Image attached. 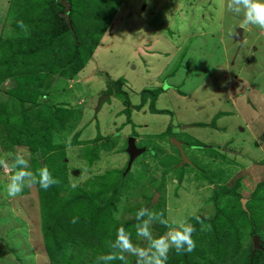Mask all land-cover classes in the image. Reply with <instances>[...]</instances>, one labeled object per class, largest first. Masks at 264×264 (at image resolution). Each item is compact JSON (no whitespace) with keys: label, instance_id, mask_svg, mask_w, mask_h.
<instances>
[{"label":"rangeland","instance_id":"obj_1","mask_svg":"<svg viewBox=\"0 0 264 264\" xmlns=\"http://www.w3.org/2000/svg\"><path fill=\"white\" fill-rule=\"evenodd\" d=\"M44 1L0 0V61L8 56L9 51L18 47L25 49L26 41L34 34L37 33L40 38L35 39L40 40L33 39L32 44L41 43L49 37L47 33L55 32L53 13ZM80 1L84 3L85 0ZM108 2L99 3L97 14L94 12L88 19L89 24H98L99 15L104 16L102 8L115 4L114 0ZM227 5L228 0H124L114 18L106 23L103 19L105 24L101 23L98 46H111L110 51L105 48L98 50L97 47L90 58L83 54L80 67L72 78L55 71L50 55L45 56L43 61L25 65L24 69L13 66L6 76V79L11 78L0 82V158L12 165L20 152L29 161L27 170L37 174L31 146L35 149L44 147L37 162L43 163L48 159V165L67 178V196L57 204L58 208L72 197L83 204L80 212L94 215L93 208L87 207L86 202L95 198L97 193L103 195L104 192H99L103 186L109 185V178L119 181L122 175L126 178L121 181L117 196L111 198V192H107L94 203L105 206L113 200L111 215L116 222L128 217L135 219V213L141 208L154 213L162 212L170 225L173 221L182 220L194 225L195 216H201L204 221L215 217L217 211L231 199L220 195L223 188H219V193L215 194L216 184L224 185L237 167H245L254 159H264V115L263 118L259 116L261 112L258 110L247 111V117H251V120L257 115L260 118L255 124L227 99V93L236 91L237 80L246 84L238 95L243 96L255 87L264 96V29L256 25L242 27L243 13L237 15ZM18 21H23L27 31L18 25ZM238 28L243 30L242 44L233 39ZM161 36L165 39L161 40ZM185 36V42L178 46L176 39L184 40L182 37ZM17 38L20 46L16 44ZM144 44L156 49L153 55L147 56V70L140 67L144 56L151 54L145 50ZM155 53L161 54L159 61L155 59ZM163 58L166 61L161 63ZM59 61L64 66L66 61ZM34 67L33 76L48 73L52 78L49 88L41 86L35 102L65 111L59 113L54 121L55 126L48 135V147L41 146L42 140L18 139L21 115L30 116L27 112L29 105L21 106L16 98L8 94L18 86L13 77L24 74L23 78H28ZM156 75L165 84L164 90L167 84L175 85L185 96L181 100H173L171 95L159 96L156 108L169 110L170 114H151L148 107H144L139 112H132L136 125L126 124L124 112L121 111L124 106L120 101L119 104L112 102L113 96L111 100L106 98L96 110L108 88L116 91L108 80L114 82L121 79L122 84L126 82L125 89L128 87L131 103L138 104L140 97L134 92L156 87ZM220 111H227V115L216 120V128L184 129L189 123L210 124L215 113ZM33 122H30L31 128L35 129ZM145 124L148 125L146 129ZM170 126L171 134L158 136ZM37 127L41 128L40 125ZM252 134L262 148H254L256 143L252 140ZM129 136L135 137L137 148L148 149L134 160L124 175L129 159L126 154ZM171 139L183 143V153L189 164L180 165L182 156L172 145ZM18 140L25 144L15 143ZM13 141L15 144H12ZM195 142L203 143L205 147H197ZM222 142L223 148L242 155L243 161L233 155L225 154L224 157L222 153L219 154L218 145ZM62 165L64 172L61 171ZM12 174L14 170L5 171L0 166V264H51L45 253L43 238L46 235L42 228L44 224L51 226L55 223L62 213L61 209L54 208L55 200L52 202L48 191H40L38 183L31 188L25 187L15 197L9 196L6 185ZM156 195L158 198L153 202ZM258 204H251L250 208L252 214L257 216V224L264 227V206ZM81 223L78 219L74 225L80 226ZM158 226V221L151 225L154 237L160 236ZM209 227L210 224L203 225L204 229ZM164 229L166 233L168 227L164 226ZM249 230L242 229V239L238 244V254L245 257L250 248L253 252V236H249ZM165 233L161 232V235ZM257 236L260 242L264 241V230L261 237ZM67 241L59 254L62 264H105L97 258L110 251L100 247V241L96 245L98 239H94L95 250L93 244L89 249L76 239ZM132 242L141 247L147 245L137 235ZM172 251L175 249L169 250L166 264H240L237 261L242 260V255L237 260L230 258L225 262L228 255L205 257L197 252L183 255ZM125 256L127 264H136L137 257L128 253ZM107 264L124 262L113 260Z\"/></svg>","mask_w":264,"mask_h":264},{"label":"trees","instance_id":"obj_2","mask_svg":"<svg viewBox=\"0 0 264 264\" xmlns=\"http://www.w3.org/2000/svg\"><path fill=\"white\" fill-rule=\"evenodd\" d=\"M79 1L80 0H67L69 6L67 13L65 11V7L57 0L44 1L48 6V9L53 13L55 32L53 31L51 33H47L49 37L43 40V43L35 42L32 44L33 39L39 37L36 33L34 34V36H32V38L29 39L28 37L29 40L26 41L25 49L18 47L16 48V50L9 51L8 56L2 58L3 60L0 61V82H2L1 80L7 81V79L11 78L9 77L6 79V76L13 66L17 65L19 66V68L24 69L26 68L25 65L30 66L32 63L39 62L40 60L43 61L45 60V56L48 55L51 56L50 61L55 66L54 69L57 73H59V75H62L66 78H72L74 73L80 67L79 63L81 64L82 62L83 54H85L86 58H90L94 50L98 47V37L100 35L99 31H101L102 29V24L104 25L106 22H109L113 19V16L115 15L118 7L121 5L123 0H114L115 4L111 5V7H109L110 4H108V1L110 0H85L84 3L80 1V4ZM100 2H108V6L102 8L104 16L102 15L100 17L99 10V18L97 19L98 24H89L88 19L94 12L97 14V6H99ZM81 3L83 4V6L81 5ZM57 7H59V10H57ZM66 18H68V22ZM103 19L105 23L102 22ZM92 28L94 29L93 37L90 36ZM59 37H61V39H59ZM39 38L37 39L38 41L40 40ZM19 41V38H17V45L21 44L19 43ZM60 59H64L66 61L64 63V66L63 64L62 66L60 65ZM46 69H48V67ZM34 71L35 67L32 69V73L28 78H23L24 74L18 77H13L18 86L16 85L17 87L13 90H10L8 94H10L13 98H16L21 106L24 107V105H29L27 112H29L30 116H26L25 114L21 115L20 124L22 126L17 132L18 139H21V137H26L32 140H42L41 146L48 147V135L51 131V128L55 126L54 121L59 113H64L65 111L56 109L53 105H43L41 103L35 102L41 86L49 88L52 83V78L51 74L48 73L45 75L38 74V76L35 77L33 76ZM107 82H109L116 88V91L119 92V95L123 96V103L125 106L123 112L127 116L128 123L132 124L130 119V109H141L148 98L150 99L148 108L151 113L167 114V112L165 111H159L155 109L154 103L156 100V92L143 91L141 93L140 104L132 106L129 102V99L127 98V94L121 89L122 80H117L114 82L108 80ZM110 89L111 88L105 91L104 94L109 95ZM9 117L12 118V116ZM32 120L35 122H33L35 124V129L31 128L32 125L30 122ZM37 125H40L41 128H38ZM35 131H37V135ZM170 131V128H168L167 133L169 134ZM15 143L25 144V142L21 140H18ZM15 143L14 141L12 142V144ZM43 148L35 149L33 148V146H31V149L35 154L34 167L35 170H37V176L40 169L47 167L52 177L59 180L58 184H53L47 191L50 193L52 202L55 200V203L53 202L54 208L61 209L62 212L59 214L60 217L58 220H56L55 223H53L51 226L48 224H44L42 228L43 233L45 232L44 236L46 235L43 238L45 253L49 257L51 264H62L59 254L61 253V248H63V246H66V242H68L67 239H69V241H71V239H76L77 242H82L83 244H81L83 246L85 245V247L89 249H92L93 244L94 250L96 249V245H98L100 241V247H102L103 249H107V251H118L111 249L110 243L115 242L116 232L119 227L123 226L126 231L131 234L132 240L136 238L137 234L135 225L138 223V221H136V219L132 217H128L116 222L111 215V212L113 211L112 208H114V202H112L113 200L105 206H103L104 204L102 203L94 204L97 203V198H103L107 194V192H111V198H114V195L117 196L118 189L121 188V181L126 178L125 176L122 177L121 175L119 181L111 180L109 178V185L106 184L105 186H103V190L99 192H104L103 195L99 196V194L97 193L95 195V198H92L89 200V202H86L87 207L91 208V210L93 208L94 211L92 213H94V215L80 212L81 205L83 204H80L79 201H74L72 197L68 202L64 203L63 206H59L60 208H58L56 207L57 204L63 199V197L67 196V178H64L61 173H57L55 167H52V165H48V163H50L48 159L43 163L37 162V158L39 159L41 156L40 154L43 153L40 152L41 150H43ZM61 171H65L63 165L61 167ZM38 188L40 191L42 190L39 184ZM214 192L215 194L219 193V189L217 188V190H215ZM220 195L222 197H231V201L229 200L226 206H223L222 209H219L215 217H213L212 219H206V221H204L205 219L203 220L201 216L194 217L193 227L196 229L192 233V238L196 242V247L192 251V253L197 252L198 254L205 257H207V255H212L215 257L228 255L224 259L225 262L229 261L230 258L237 260L242 255V260L237 261L240 262V264H264L263 240H261L260 242L261 249L252 252L250 248L247 251L246 257L243 256V254L239 255V252H237L239 249L238 244L242 239V229L249 228V236L251 237L254 235H260L261 237L262 230H264L263 226L257 224V216L255 214H252L250 208L251 204L255 205L257 203H259L258 205L264 206V183H259L257 185V188L255 189L251 197L247 199L248 203L246 204L245 209L242 208L240 203L241 196L237 194L235 190L232 192H222L220 193ZM107 202L104 201V203ZM93 204L95 205V207L93 206ZM97 205H99L98 209ZM102 206L103 208H101ZM86 216L88 217L87 219L85 218ZM196 217H199V221L196 219ZM78 219L82 221V223L80 224L81 227L78 225H74L73 223V220H75L76 223ZM63 220L65 221L61 223V221ZM206 223L208 225L210 224V227L208 229L203 228V225ZM199 227L200 229H197ZM156 228L159 229L160 232L158 234H160V236L161 232L165 233L164 225L160 224V226ZM97 232L99 233L98 236ZM94 239H98L96 245L94 243ZM175 253L178 254L177 252ZM188 253L189 252H183L180 254L187 255Z\"/></svg>","mask_w":264,"mask_h":264},{"label":"clouds","instance_id":"obj_3","mask_svg":"<svg viewBox=\"0 0 264 264\" xmlns=\"http://www.w3.org/2000/svg\"><path fill=\"white\" fill-rule=\"evenodd\" d=\"M227 7L237 15L243 13L242 27L256 25L264 29V0H228ZM18 25L27 31L23 21H18ZM0 166L5 171L14 170V174L10 175L6 185L7 194L11 197L19 195L25 187L31 188L37 183L45 191L53 184L59 183V180L52 177L47 167L39 170L37 178V174L27 170L30 167L29 161L20 152L16 154L12 165L0 158ZM135 219L138 221L135 225L136 234L147 242L146 247L134 245L131 234L121 226L117 229L115 242L110 243V248L118 251L101 255L97 258L98 260L104 261L105 264L113 260H120L127 264L125 253H128L137 257L136 264H166L171 248L180 254L190 253L196 247V242L192 238L195 228L186 221H173L170 225L169 221L163 217V213H154L146 208L139 209L135 213ZM196 219L199 221V217ZM154 221L168 227V231L159 237H154L151 230Z\"/></svg>","mask_w":264,"mask_h":264},{"label":"crops","instance_id":"obj_4","mask_svg":"<svg viewBox=\"0 0 264 264\" xmlns=\"http://www.w3.org/2000/svg\"><path fill=\"white\" fill-rule=\"evenodd\" d=\"M123 3H124V0L122 1L121 5ZM117 11H116V13H117ZM116 13H115V15H116ZM182 31L185 32V29H183ZM182 38H184V40H182L179 37L176 39V42H177L178 46H180V44H182L183 42H185L186 36L185 37H182ZM164 39H165L164 36H161V40H164ZM144 45L146 47L145 50H147L151 54L144 56L143 61L140 62L141 65L140 64L139 65L143 69L147 70L148 69L147 63L149 64V61H147V58H148L147 56L153 55V53L155 52L156 49H151L152 47L149 48L147 46V44H144ZM102 48H105V45H102V47H99L98 46V50L99 49H102ZM110 48H111V46L108 47V48L106 47L105 49H107V51H110ZM162 48L163 47H161L160 49H162ZM157 49H158L157 50L158 52L162 53L159 48H157ZM176 50H178V48H176ZM164 53H165V51H164ZM172 54H173V52H172ZM166 56H168V55H166ZM154 57H155L156 60H158L159 57H161V54L155 53ZM165 61H166V58H163L161 60V63H164ZM173 74L170 77H172ZM160 75H162V74H160ZM159 78H160V76H157V85H156V87H152V88H148V89H142V90H140L139 93H137V92H134V93L137 94V95H139V97L141 98V93L143 91H148V92H153L154 91V92H156V100H155V103H154L155 109H157L156 108V103L159 101V99H160L159 96L160 95H163V96H165V95L166 96L171 95L173 100L174 99L181 100V99H184L185 98V96L182 95L177 88H175V85L167 84L168 87L164 90V85L165 84L163 83V81L160 82ZM117 80H121V79H117ZM240 83L241 82H239V80L236 81V86H235L236 91H231L230 93H227L228 94L227 99L230 101V104H232V105L235 106L234 108L239 109L240 113H242V112H245L246 113V114L242 113V114H244V117L245 118H247L248 120H250V121H252L253 123L256 124V122H258L259 119H260L258 117V115L257 116H254V118L252 117L253 120H251V117H247V111H249V110L250 111H257L258 110V111L261 112L260 113L261 115H259V116H261L263 118V115H264V96H262L259 93V89H256L255 87H252L251 89H249L246 93L243 94V96L242 95L241 96L238 95L242 91L243 88L245 89V85H246L245 83L244 84H242V83L240 84ZM125 86H126V82H124V84H122L121 89H123L122 90L123 92L126 91L125 93L127 94V98L129 99V90L127 89L128 87L126 88L127 89L126 90L125 89ZM124 89H125V91H124ZM111 96L115 97L116 99L115 98H112V100H111L110 99ZM148 97H150V96H148ZM107 98H108L107 100H111L112 102L114 101L117 104H119V101H120V103H122L123 106H124L123 96L119 95L115 90H111L110 89V93H109V95H107ZM111 101H109V102H111ZM129 102L131 103L130 99H129ZM149 103H150V99L148 98L147 101L145 102L144 106L141 109H144V107H148L149 106ZM139 104H140V102L138 104H132L131 103L132 106H136V105H139ZM124 109H125V106H124ZM141 109H139V110H136L134 108H131L130 109V119H131V122H132L133 125L134 124L136 125V122L133 120V115H134L133 113L134 112H139ZM133 110H134V112H133ZM157 110H159V109H157ZM121 111L123 112L124 110H121ZM148 111H149V108H148ZM159 111H165V112H167V114H170L171 113L169 110H159ZM151 114H154V113H151ZM124 115H125V121H126V124H127V116H126L125 113H124ZM158 115H160V114H158ZM224 115H227V111L217 112V113H215L214 117H212L211 122H209L210 124H208V123H189L187 125V127H185L184 129L185 130H189L190 127L206 128V127H209V126H212L213 128H216L215 127L216 120L219 117H223ZM132 127L134 128V126H132ZM147 127H148V125L145 124L144 125V128L146 129ZM168 128H170V130H171V126L168 127ZM221 129H224V128H221ZM167 131L168 130L166 129V131L164 133H161L158 136L167 133ZM169 134H171V131H170ZM252 135H253L252 140H253L254 144L256 143L254 145V148H256V149L262 148L261 147L262 146L261 144H259V143L257 144L256 136L254 134H252ZM129 137H132V136H129ZM129 137H127L126 140ZM195 145L197 147H200V148L201 147H205L203 143H199V142H195ZM223 146H224V142H222L221 144L218 145L219 154L222 153L224 157H225V154L233 155L236 158H238L239 160H242V155H240L238 153H235V152H231V151L227 150L226 148H223ZM181 147H182V150H183V143L182 142H181ZM140 148H144V147H140ZM144 149H145V151H147L148 148L145 147ZM187 161L189 162L188 159H187ZM259 183H264V159H254L253 162H251L249 165L247 164L245 167H242V166L237 167V171L235 173H233V175L230 176L225 181V184L224 185L221 186L219 184L218 185L216 184L215 190H217V188L218 189L219 188H223V190H224L223 192H227V191L232 192V191L235 190V192L241 196V199L242 198L249 199L251 197V195L253 194V192L255 191V189L257 188V185ZM226 184H227L228 187L225 186Z\"/></svg>","mask_w":264,"mask_h":264},{"label":"water","instance_id":"obj_5","mask_svg":"<svg viewBox=\"0 0 264 264\" xmlns=\"http://www.w3.org/2000/svg\"><path fill=\"white\" fill-rule=\"evenodd\" d=\"M57 1L60 2V3L65 7V11H66V13H67L68 8H69L67 0H57ZM65 17H66V15H65ZM242 32H243L242 28H238V29L236 30L234 36H233V39H234L236 42L240 43V44H242V39H243V38H242ZM106 98H107V95H103V96L100 98V100H99V102H98V104H97V108H96V110L99 109L100 104H101L104 100H106ZM171 143H172V145H173V146H174V147L180 152V154H181V156H182V162H181L180 165H182L183 163H187V164H189V162L187 161V159H186L185 156H184V153H183V150H182V147H181V142L177 141L176 139H171ZM144 152H145V149H144V148H137V147H136V145H135V139H134L133 137H130V138L128 139V141H127V148H126V154L128 155L129 159H128V164H127L126 170H125V172H124V175L130 170V167H131L132 163L134 162V160H135L139 155H141V154L144 153ZM158 195H159V194H158ZM158 195L155 196V199L153 200V202H155V201L157 200ZM246 201H247V199H245V198H242V199L240 200V203H241V206H242L243 209H245ZM153 202H152V204H153ZM252 244H253V252H255V251L258 250V249H261L260 238H259V236L254 235V236L252 237Z\"/></svg>","mask_w":264,"mask_h":264}]
</instances>
